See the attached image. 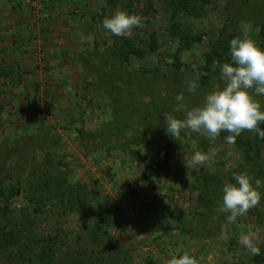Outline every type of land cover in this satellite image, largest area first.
<instances>
[{"label": "rangeland", "instance_id": "obj_1", "mask_svg": "<svg viewBox=\"0 0 264 264\" xmlns=\"http://www.w3.org/2000/svg\"><path fill=\"white\" fill-rule=\"evenodd\" d=\"M114 1L0 0V66L5 69L0 73V212H5L0 214V264H48L49 257L53 264H168L185 252L199 264H253L240 237L255 232L257 246L264 244V187L260 204L235 222L218 208L203 211L197 188L204 174L217 178L221 199L224 184L235 183L234 174L248 173L264 184V139L249 158L226 143L228 134L203 150L183 130L176 138L167 134L164 115L177 118L178 94L192 108L203 106L217 87L198 89L197 67L218 32L246 34L261 45L264 0H212L200 17L183 19L202 41L177 52L180 93H170L168 104L159 101L162 112L148 126L161 131L146 133L138 143L118 130L138 120L142 106L121 93L120 112L112 118L109 99L86 83L78 58L108 52L112 34L103 21L118 10L142 17L143 26L128 34L132 38L156 32L159 47L143 59L148 66L167 72L177 42L162 30L168 13L163 0H132L134 13L122 6L125 1ZM192 84L197 85L194 92ZM164 90H158L159 99L165 98ZM255 98L264 109V96ZM90 133L95 138L89 141ZM210 150L215 155L208 161L189 166L195 152ZM62 175L86 187L98 214L73 212L60 218V208L48 207L53 200L33 207L32 190L41 179ZM202 213L203 227L192 224ZM96 216L107 234L101 230L93 239L89 233ZM11 230L17 245L1 238Z\"/></svg>", "mask_w": 264, "mask_h": 264}, {"label": "trees", "instance_id": "obj_2", "mask_svg": "<svg viewBox=\"0 0 264 264\" xmlns=\"http://www.w3.org/2000/svg\"><path fill=\"white\" fill-rule=\"evenodd\" d=\"M113 3L114 0H108ZM124 2V4H122ZM212 0H163L162 4L167 13L166 25L163 27L165 36L170 41H176V53L172 56L171 65L167 68V72L159 71L158 66H148L147 61H143L145 56H149L158 49L159 42L157 41V34L152 29L146 31L145 36L132 38L129 35L115 36L111 35V43L106 54L104 53H87L81 55L78 58L81 69L86 83L99 91V93L109 99L110 107L109 112L112 118L118 116L120 112V97L119 94H123L124 98L142 106L141 117L138 120L130 124L124 125L118 130V135H129L130 142H141L145 139L146 133H152L154 131H161L156 126H148V123L155 117H157L162 110L159 107V101H163L166 104L171 101V94L173 92H179L181 86V62L178 59L177 52L188 49L193 43H199L202 41V35L200 33H193L189 31L187 25L184 24L185 17H200L204 7L210 4ZM132 0H121L123 7L127 8L130 12ZM134 13V12H132ZM261 34L264 39V23L259 25ZM221 30L213 38L208 40L206 50L203 52V59L198 65L197 69L200 72L198 77V89L203 92H208L214 86L224 87V82L220 79L219 68L213 69V62L218 61L220 63H231L229 55V42L234 38L243 37L238 32L226 33ZM264 49V40L259 45ZM5 73V69L0 66V73ZM161 88H165V98L159 99V91ZM159 90V91H158ZM171 93V94H170ZM169 100V101H168ZM190 109V108H189ZM2 111V104H0V112ZM177 118L183 119V113H178ZM264 128V124L261 125ZM228 134L222 132L220 135ZM191 137L195 139L199 146H202L205 150L207 143H214L209 141L204 136L198 133H191ZM95 138V134H88V140ZM216 141V140H215ZM263 141L257 135L252 132H242L239 137L236 138L235 145L243 152L245 157L249 158L250 152H257L259 142ZM205 147V148H204ZM199 187L197 188V201L198 205L203 208V211H209L208 209L219 208L222 204V199L217 196L219 191L218 180L213 175L204 174L201 179L198 180ZM20 189V188H19ZM219 190V191H218ZM35 192L31 196V200L34 199L33 207L38 206L41 208L42 201L53 200L55 203L48 204V207H53L54 210L60 208L58 216L61 218L66 213H81L95 216L98 212L94 211L93 204L91 203L93 198H90V193L83 184L79 182L69 181L66 175L60 177L44 176L41 181L33 188ZM46 203L44 202V205ZM0 212L4 214L5 212ZM37 213V211H35ZM206 213V212H205ZM87 215V214H86ZM206 214L202 213L194 223L197 226L203 227ZM91 227L90 233L93 239L98 237L99 231L107 234V231L103 228L102 218L96 216ZM190 223V226H192ZM194 226V225H193ZM195 228H192V231ZM203 231V230H202ZM202 231L197 233V236L202 234ZM57 234V233H56ZM58 235H53L52 238H56ZM5 242L11 240L13 245H17L19 242L13 238L12 230L7 231L1 236ZM48 239V238H47ZM44 241V239L41 238ZM102 242H105L101 238ZM114 241V240H113ZM111 241V242H113ZM53 242V240H52ZM109 242V241H108ZM2 245V243H0ZM101 245V244H100ZM28 247L27 245L25 246ZM260 248V255H250V262L253 264H264V244L258 246ZM30 249L28 248V251ZM102 252V251H101ZM43 259L44 255L39 251L36 253ZM125 258V256H124ZM48 264H53L50 261L51 257L46 258ZM64 264V263H55ZM72 264H82L81 262Z\"/></svg>", "mask_w": 264, "mask_h": 264}, {"label": "clouds", "instance_id": "obj_3", "mask_svg": "<svg viewBox=\"0 0 264 264\" xmlns=\"http://www.w3.org/2000/svg\"><path fill=\"white\" fill-rule=\"evenodd\" d=\"M142 17L129 15L125 11H116L111 18L103 21V27L115 36H126L133 28L142 27ZM231 63L213 62V69L219 68L220 79L224 87H215L209 92L203 106H194L189 109L184 102L183 93L176 96V113H183V119L165 114V131L172 138L185 134L198 133L209 141L214 142L222 132H227L225 141L228 145H235L236 138L242 132L248 131L264 139V109L255 96H264V50L247 37L234 38L229 42ZM197 85H190L195 91ZM214 150L208 153L197 151L190 160L189 166L195 167L204 164L212 156ZM235 183L226 182L223 186L222 204L218 210L227 212L228 220L235 222L237 217L246 215L257 207L262 199L260 188L264 187L261 180L255 179L248 173L233 175ZM254 181V184H253ZM179 186V185H178ZM240 243L252 255H260L255 232L241 234ZM168 264H199L195 257L186 252L177 258L173 256Z\"/></svg>", "mask_w": 264, "mask_h": 264}]
</instances>
